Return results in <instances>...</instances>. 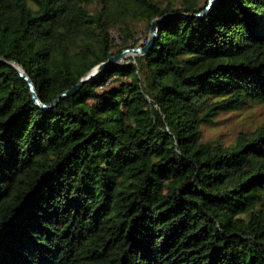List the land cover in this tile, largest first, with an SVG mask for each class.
Instances as JSON below:
<instances>
[{
    "label": "trees",
    "instance_id": "obj_1",
    "mask_svg": "<svg viewBox=\"0 0 264 264\" xmlns=\"http://www.w3.org/2000/svg\"><path fill=\"white\" fill-rule=\"evenodd\" d=\"M208 1L0 0V264H264V122L203 134L264 103V0ZM166 16L50 109L18 70L52 103Z\"/></svg>",
    "mask_w": 264,
    "mask_h": 264
},
{
    "label": "rangeland",
    "instance_id": "obj_2",
    "mask_svg": "<svg viewBox=\"0 0 264 264\" xmlns=\"http://www.w3.org/2000/svg\"><path fill=\"white\" fill-rule=\"evenodd\" d=\"M136 30L134 39L138 44L145 43L149 40L151 30H149L147 24L141 23ZM112 37L115 49H117L121 43V35L118 31H114ZM135 57L136 55L128 54L124 58L118 60V62H123L124 60ZM263 122L264 103H253L245 109L220 114L216 118L214 124L203 127V134L206 140L217 139L226 144H230L240 132L254 130Z\"/></svg>",
    "mask_w": 264,
    "mask_h": 264
},
{
    "label": "water",
    "instance_id": "obj_3",
    "mask_svg": "<svg viewBox=\"0 0 264 264\" xmlns=\"http://www.w3.org/2000/svg\"><path fill=\"white\" fill-rule=\"evenodd\" d=\"M217 0H209L208 1V5L206 7L205 10H203L200 13L197 14H192V15H183L184 17H191V18H203L205 17L216 5ZM170 16V15H168ZM163 17V18H157L152 22V27H151V36L149 38L148 43L144 46V47H135V48H130V49H126L124 50L122 53H119L115 56H112L108 59V61L103 62L99 65H97L90 73H88L81 81L79 84H77L76 86H74L72 89L65 91L64 93L60 94L54 102L46 104L44 103L39 95H38V90L36 87L35 82L33 81V79L21 68H18L21 76L27 80L31 92H32V96L34 98V100L36 101V103L39 105L40 108L42 109H50L54 106H56L61 100H63L66 97H70L75 95L80 88L82 87V85L86 82L91 80L92 78H94L96 75H98L99 73H101L105 68H107L109 65L118 62V60L124 58L126 55L128 54H133V55H143L145 53H148L150 51V49L153 47L154 42L156 40V38L158 37V33H159V28L162 24V22L168 17ZM125 61V60H124ZM0 62L2 63H7V61H5L3 58L0 57Z\"/></svg>",
    "mask_w": 264,
    "mask_h": 264
},
{
    "label": "bare ground",
    "instance_id": "obj_4",
    "mask_svg": "<svg viewBox=\"0 0 264 264\" xmlns=\"http://www.w3.org/2000/svg\"><path fill=\"white\" fill-rule=\"evenodd\" d=\"M130 55V54H129Z\"/></svg>",
    "mask_w": 264,
    "mask_h": 264
}]
</instances>
